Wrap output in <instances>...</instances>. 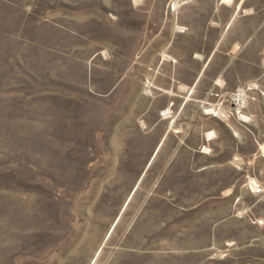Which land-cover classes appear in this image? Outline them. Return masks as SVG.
Listing matches in <instances>:
<instances>
[{
  "label": "rangeland",
  "instance_id": "1",
  "mask_svg": "<svg viewBox=\"0 0 264 264\" xmlns=\"http://www.w3.org/2000/svg\"><path fill=\"white\" fill-rule=\"evenodd\" d=\"M0 264H264V0H0Z\"/></svg>",
  "mask_w": 264,
  "mask_h": 264
},
{
  "label": "bare ground",
  "instance_id": "2",
  "mask_svg": "<svg viewBox=\"0 0 264 264\" xmlns=\"http://www.w3.org/2000/svg\"><path fill=\"white\" fill-rule=\"evenodd\" d=\"M181 1H178V3H180ZM245 95L243 92L239 93L237 95V98L235 99V101L239 104V102L243 103L245 101L244 99ZM244 100V101H243ZM243 101V102H242Z\"/></svg>",
  "mask_w": 264,
  "mask_h": 264
}]
</instances>
